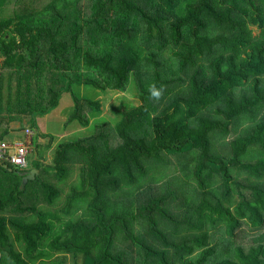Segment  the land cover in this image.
<instances>
[{
	"label": "trees",
	"instance_id": "1",
	"mask_svg": "<svg viewBox=\"0 0 264 264\" xmlns=\"http://www.w3.org/2000/svg\"><path fill=\"white\" fill-rule=\"evenodd\" d=\"M8 2L0 139L65 90V128L99 117L100 102L71 84L123 92L132 81L138 103L112 105L117 121L101 118L91 135L58 144L47 168L36 161L53 182L23 183L25 169L0 164V263L65 264L69 254L73 264H264V0H48L2 16ZM179 162L192 186H178L177 205L178 188L155 181ZM244 228L256 233L233 245Z\"/></svg>",
	"mask_w": 264,
	"mask_h": 264
},
{
	"label": "rangeland",
	"instance_id": "2",
	"mask_svg": "<svg viewBox=\"0 0 264 264\" xmlns=\"http://www.w3.org/2000/svg\"><path fill=\"white\" fill-rule=\"evenodd\" d=\"M48 0H9L8 3L5 4V7L2 10L1 15L2 16H10L13 12H28L34 9H39L42 5H44ZM81 3L83 5H86V0H81ZM253 30V34H256L258 31L255 27L251 26ZM1 60V59H0ZM44 71V68L42 72ZM15 72V71H14ZM41 72V73H42ZM6 70L0 69V74H6ZM30 75V85L34 89V87H38L41 89L43 84H36L35 81V75L34 71L28 72ZM20 73H18L19 75ZM21 75V74H20ZM16 76V75H12ZM14 78V77H13ZM71 93H73L76 96L86 98V99H93L98 100L100 102V108L101 112L99 114V117H89V124L85 127H82L78 125L76 122L69 124L66 128L64 127V122L67 119V117L70 115L73 109V101L71 98L70 92L67 90L63 91L58 99V103L55 107L50 109L49 111L40 114H34V119L32 118V121H30L29 118L25 119H15L8 123V133L3 136V140L7 143L13 142V141H19L23 139V132L25 128H28L32 132L31 137V149L32 151L27 156V165L28 170L32 169L35 162L38 161L42 164V166H50L52 163V155L54 152V148L65 141H74L81 137H86L92 134L94 125L101 121V118H104L108 121H117V117L113 116L110 113V107L112 105H117L120 102H125L129 105H136L138 101L136 100L135 96V90L133 89V82L130 81L128 86L123 92L119 91H111V90H98L95 89L89 85L85 84H71L70 88ZM262 114H264V108L259 111L257 117H260ZM240 129V126H239ZM232 136V135H231ZM230 136V137H231ZM228 137V138H230ZM44 143V144H43ZM191 162V160H190ZM193 164L191 165V167ZM177 167V172L171 171L168 172V177H165L162 181H155L157 184H163L165 185L168 190H173L175 187L178 188V186L183 185V187L187 190L190 186H192V181L189 180L188 177H186V173L181 166L180 162L173 164V169ZM190 167V168H191ZM25 172H28L27 170ZM44 170L37 171V174L35 176H39L41 181L46 182H53L51 176L47 173H44ZM175 175V176H174ZM178 175V177H176ZM75 172H72V176L70 179L66 181V183L63 185L57 186L59 189L58 193V199L56 202L55 207L58 208L62 206L64 202V197L69 192L68 190V184L74 179ZM32 181V180H31ZM26 183V182H25ZM36 185L35 183L29 184V186L32 187ZM30 196V195H29ZM176 204L180 202L181 200V192H179V188L177 190V196H176ZM26 202L25 205H30V203L33 204L32 199H25ZM36 209L49 207L50 209H53L52 206H47L45 204H42L40 201L35 202ZM179 204V203H178ZM177 204V205H178ZM182 210V207L180 208ZM9 219L15 220V221H23L28 216L29 213H13L8 212L6 214ZM207 229V228H206ZM207 232L211 239L218 240L220 234L216 232L213 229H207ZM256 233V230L251 231L249 229L244 228L242 232H236L234 238L231 240L233 242V245L235 244H242L246 245L248 243V240H250V237ZM226 240L229 238L226 237V235L223 236ZM17 248V246H16ZM55 257L62 256L60 253H55ZM66 263L65 264H73L72 258L69 254L65 255ZM77 264H81V258L79 257L77 260ZM0 264H8V263H0Z\"/></svg>",
	"mask_w": 264,
	"mask_h": 264
},
{
	"label": "built area",
	"instance_id": "3",
	"mask_svg": "<svg viewBox=\"0 0 264 264\" xmlns=\"http://www.w3.org/2000/svg\"><path fill=\"white\" fill-rule=\"evenodd\" d=\"M22 140L10 143L0 139V164L10 170H21L27 167V156L32 151V132L26 128L23 130Z\"/></svg>",
	"mask_w": 264,
	"mask_h": 264
},
{
	"label": "water",
	"instance_id": "4",
	"mask_svg": "<svg viewBox=\"0 0 264 264\" xmlns=\"http://www.w3.org/2000/svg\"><path fill=\"white\" fill-rule=\"evenodd\" d=\"M23 174V173H20ZM37 174L36 169H31L27 172V174H24L22 177V182L25 183L27 180H33L35 175Z\"/></svg>",
	"mask_w": 264,
	"mask_h": 264
},
{
	"label": "clouds",
	"instance_id": "5",
	"mask_svg": "<svg viewBox=\"0 0 264 264\" xmlns=\"http://www.w3.org/2000/svg\"><path fill=\"white\" fill-rule=\"evenodd\" d=\"M152 96H154V97H156V98H159L160 97V95H161V92L160 91H156V90H152ZM25 170H27V171H29L28 170V165H27V167L26 168H24ZM33 169V168H32ZM22 170V169H21ZM31 170V169H30ZM16 171H20V170H16Z\"/></svg>",
	"mask_w": 264,
	"mask_h": 264
},
{
	"label": "crops",
	"instance_id": "6",
	"mask_svg": "<svg viewBox=\"0 0 264 264\" xmlns=\"http://www.w3.org/2000/svg\"><path fill=\"white\" fill-rule=\"evenodd\" d=\"M44 144V143H43Z\"/></svg>",
	"mask_w": 264,
	"mask_h": 264
}]
</instances>
